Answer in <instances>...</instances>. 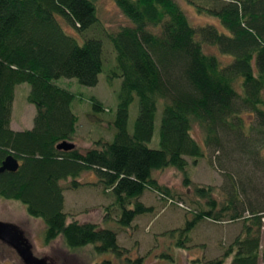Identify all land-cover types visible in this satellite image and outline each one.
I'll return each instance as SVG.
<instances>
[{"label":"trees","instance_id":"1","mask_svg":"<svg viewBox=\"0 0 264 264\" xmlns=\"http://www.w3.org/2000/svg\"><path fill=\"white\" fill-rule=\"evenodd\" d=\"M114 1L131 23L110 36L117 64L113 75L122 78L115 135L112 141L98 138L82 153L76 147L57 149L63 141L74 143L80 121L72 108L75 94L58 81L76 79L96 87L105 67L103 43L87 36L78 41L60 21L84 34L99 23L98 0H0V167L10 155L20 164L16 172H0V199L17 201L29 217L40 219L45 244L62 237L72 251L91 247L97 256L112 254L121 264H141L142 259H131L118 245L115 231L69 221L62 182L75 189L83 174L93 173L96 184L114 198L107 212L117 210V224L127 229L152 212L140 201L144 193L173 197L153 177L155 172H185L188 159L195 163L207 149L222 147L223 133L255 134L250 153L264 149V0H224L216 9L194 6L199 14L219 20L225 32L211 24L192 25L179 0ZM207 46L231 60L223 63L206 52ZM19 84L30 85L27 100L37 113L30 130L17 132L11 129V116ZM135 98L139 112L130 133L128 116ZM92 101L96 113L105 111L99 100ZM160 105V148L152 149L148 143ZM243 111L253 117L249 124ZM194 126L201 129V144L191 134ZM184 178L188 185L190 179ZM233 187L219 205L215 188L194 186L201 201L198 210L183 229L168 235L177 236L176 246L184 248L204 219H243L241 234L221 257L206 264H225L228 258L230 264L264 263V209L241 211L240 190Z\"/></svg>","mask_w":264,"mask_h":264},{"label":"rangeland","instance_id":"2","mask_svg":"<svg viewBox=\"0 0 264 264\" xmlns=\"http://www.w3.org/2000/svg\"><path fill=\"white\" fill-rule=\"evenodd\" d=\"M179 0L181 8L186 12L192 25L205 26L211 24L225 29L219 20L209 14H199L195 5L209 8L222 7L224 0ZM98 24L84 34H77L63 20L60 21L63 29L68 34L75 35L82 42L87 37H92L103 43L104 71L99 76L96 87L80 85L76 79H60L59 85L69 87L75 94L72 108L80 119L77 124V133L74 138L75 147L82 153L90 149L95 140L104 138L113 140L116 111L119 104V94L122 88V78L113 75L116 64V53L110 41L112 33L123 26H131L123 13L119 11L114 0H98ZM206 52L213 53L223 63L231 59L222 55L218 49L207 46ZM114 66V67H112ZM112 67V68H111ZM110 68V69H108ZM29 84H19L15 88L14 103L12 108V129L25 131L34 126V115L37 113L34 105L28 99ZM93 98L104 104L105 111L96 113L93 108ZM128 127L130 133L134 130V123L138 117V99L130 105ZM161 105L158 107L155 119L153 139L148 143L152 149H159V129L161 121ZM242 117L246 124L252 121L250 113L243 111ZM191 134L202 143L203 135L197 126ZM222 147L207 149L205 157L193 163L188 159V168L180 172L175 168L155 172L153 177L158 183L170 190L173 197L165 199L154 191H148L140 198L146 207L152 208L150 214L137 217L129 228L122 229L117 221L119 212L107 209L114 203L111 193H105L103 187L96 184L93 173L87 172L80 178L81 186L72 189L69 181L62 182L64 187V213L69 221L80 223H94L101 228H107L118 234V245L128 250L131 259H142L141 264H206L207 261L217 259L224 254V250L233 243L241 234L243 219L231 221L228 217L221 221L206 220L200 222L190 233V240L184 248L176 246V237H170L169 232L183 229L188 221L193 218V213L198 210V203L194 186L213 187L216 190L218 204L221 205L233 186H238L242 202L239 203L241 211L246 209H264V149L254 151L250 138L239 136L235 133H223ZM252 146H251V143ZM190 179L185 185L184 176ZM96 184V185H93ZM199 201V202H198ZM108 213V215H107ZM247 215V214H245ZM14 224L23 232L28 240L35 257L48 259L54 264H100L104 260H111V264H121L112 254L95 255L91 247L72 251L65 246L62 237H58L50 244H45V228L40 219L29 217L26 206L17 201L0 199V222ZM228 258L225 264H230ZM0 264H23L16 251L0 242ZM128 264V263H126ZM259 264H264L260 259Z\"/></svg>","mask_w":264,"mask_h":264},{"label":"water","instance_id":"3","mask_svg":"<svg viewBox=\"0 0 264 264\" xmlns=\"http://www.w3.org/2000/svg\"><path fill=\"white\" fill-rule=\"evenodd\" d=\"M75 147L74 143L63 141L57 146L60 151H71ZM0 172H16L20 164L13 155L8 156L1 164ZM0 242L15 250L23 264H54L48 259L35 257L28 240L23 236V232L14 224L0 222Z\"/></svg>","mask_w":264,"mask_h":264},{"label":"crops","instance_id":"4","mask_svg":"<svg viewBox=\"0 0 264 264\" xmlns=\"http://www.w3.org/2000/svg\"><path fill=\"white\" fill-rule=\"evenodd\" d=\"M35 116H36V114L34 115V117L33 118H35ZM32 128V126H30V128L28 129V130H30ZM11 129H12V122H11ZM13 130V129H12ZM14 131H16V130H14ZM21 131V130H20ZM24 131V130H23ZM17 132H19V131H17Z\"/></svg>","mask_w":264,"mask_h":264}]
</instances>
